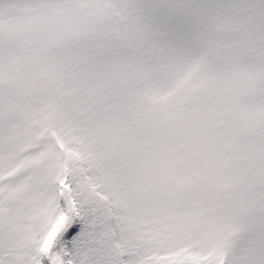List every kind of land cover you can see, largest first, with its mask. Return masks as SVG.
Returning <instances> with one entry per match:
<instances>
[{
    "label": "snow or ice",
    "instance_id": "6c2138e0",
    "mask_svg": "<svg viewBox=\"0 0 264 264\" xmlns=\"http://www.w3.org/2000/svg\"><path fill=\"white\" fill-rule=\"evenodd\" d=\"M0 264H264V0H0Z\"/></svg>",
    "mask_w": 264,
    "mask_h": 264
}]
</instances>
